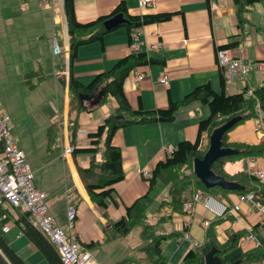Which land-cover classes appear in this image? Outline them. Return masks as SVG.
I'll use <instances>...</instances> for the list:
<instances>
[{"label": "crops", "instance_id": "crops-1", "mask_svg": "<svg viewBox=\"0 0 264 264\" xmlns=\"http://www.w3.org/2000/svg\"><path fill=\"white\" fill-rule=\"evenodd\" d=\"M121 1L126 3L131 14L175 12L168 20L146 23L137 28V51L163 58L164 63L138 66L135 70L145 72L144 78L138 82L134 78L135 70L125 79L126 95L135 108L140 103L146 109L167 108L171 100H179L195 86L207 82L221 91L224 74L216 60V50L220 45L237 39L238 45L230 48L231 52L247 59H264V0L256 2L246 12L248 21L243 31L238 26L233 0H157V6L151 9L139 7L138 0H74L77 19L82 22L95 19L111 12ZM54 36L62 42L59 54L53 52ZM69 49L63 0H0V57L8 55L2 68L3 76L0 75L2 98L5 101L9 96L13 100L28 98L27 102L32 103L36 111L33 122L27 124L16 116L11 121L9 111L13 110L12 103L0 100V109L10 117L9 127L35 172L36 184L48 193L47 203L55 222L67 227L68 206H75L78 210L76 225L69 233L85 247L94 242L91 248L86 247L89 250L103 247L105 252L97 261L100 264H151L145 259L143 246L156 234L169 235L162 244L167 264H180L186 253L196 248V241L200 244L205 241L208 228L203 224L205 219L215 225L216 236L221 243L228 240L231 232L249 231L256 225L252 231L256 239L242 236L239 246L227 257L254 249L264 236L263 216L256 206L244 201L240 210L217 217L206 208L204 197H201L196 204L195 215L190 216L184 210L172 207L169 186L157 180L152 189L154 199L145 219V224L151 225L147 239L142 236L143 224H138L136 254L125 255L119 260L110 254L115 244L123 242L137 225L126 236H116L108 220L126 215V206L150 191V181L142 171L152 170L158 161L165 159L169 147L174 148L185 139L195 141L199 122L209 115L210 109L207 104L196 100L178 109L171 122L134 123L118 129L113 143L121 147L125 177L115 184L120 204H110L104 209L91 200L78 170V166L90 164V154L64 153V147L71 145V118H77V131L84 128L88 134H76L78 147H89V133L96 131L98 125L117 109L118 101L108 95L92 110H82L79 114L72 110L67 82L69 70L67 66L60 70L69 59ZM132 51L130 34L126 27L121 26L106 34L103 44L96 41L79 47L73 63L74 76L86 84L97 73L111 68L116 60ZM60 71L65 74L64 83L58 78ZM163 71L169 76L168 85L158 81ZM263 79L264 72L253 70L247 77L226 79L225 90L227 93L241 92L246 88L253 90ZM39 98L43 101L39 102ZM52 127L57 128L58 137L50 143L48 129ZM205 137L204 132L202 140L205 141ZM263 139L264 114L247 119L228 132L231 142L258 143ZM235 163H238V168L230 170L229 165ZM245 164L248 170L254 171L264 167V158L227 161L224 167L235 173ZM238 196V193L230 192L224 198L233 205L238 202ZM11 225V229H17L15 236H19L22 242L18 253L23 258L24 246L38 250L22 230L13 223ZM104 226L109 228L107 232ZM186 231L190 233L189 238Z\"/></svg>", "mask_w": 264, "mask_h": 264}, {"label": "trees", "instance_id": "trees-1", "mask_svg": "<svg viewBox=\"0 0 264 264\" xmlns=\"http://www.w3.org/2000/svg\"><path fill=\"white\" fill-rule=\"evenodd\" d=\"M260 1L263 0H233L238 26L241 31H243L248 21L246 12L249 11L252 5ZM63 5L70 44L69 77L67 82L71 95L72 110H76L77 114L82 110H92L102 104L108 95L114 96L118 101L117 109L98 125L96 131L89 133V147H78L76 142L78 121L76 117L69 120L71 144L74 145L72 154L77 155V153L81 152L90 154V164L87 167L78 166V170L91 200L100 207L107 209L110 204H120L116 197L115 184L124 179L125 171L122 165L121 147L113 143V136L118 129L134 123L171 122L175 119L178 109L196 100L207 104L210 109L209 115L199 122L197 139L195 141L185 139L178 142L165 159L157 162L152 169V176L148 179L150 181V191L138 197L131 205H127L126 215L116 220H108L114 235H126L136 225L143 224L142 236L144 240L147 239L146 236L151 225L145 224V219L148 207L154 199L152 189L157 180L169 186L171 194L170 204L179 211L184 210V202L192 198L195 192H199L204 198L214 195L228 202L224 198L227 193L244 194L254 191L257 194L256 201L264 204V180L260 181L253 171L247 169L246 164L243 169L235 173L228 172L224 167L227 161H236L249 157L264 158V139L258 143L231 142L228 140V132L234 127L242 124L247 119L258 118L261 114H264V79L260 85L252 90V94L249 93L247 88L241 92L227 93L225 90L226 78L223 77L221 91L215 90L207 82L195 86L181 99L171 100L167 108L146 109L141 103L135 108L126 95L124 89L125 79L138 66L164 63V59L149 56L144 51H132L116 60L111 68L97 73L90 82L84 84L73 73V63L77 57L78 49L82 45L96 41L103 44L106 34L121 26L126 27L130 34L132 30L143 24L168 20L175 12L131 14L126 3L121 1L111 12L99 15L90 21L82 22L77 19L74 0H63ZM118 13H122L127 18V21L107 30L104 26V21ZM238 42L239 40L236 39L219 47L232 48L237 46ZM65 66H61L60 70L64 69ZM60 72L61 74L58 78L64 83L66 81L65 74L62 71ZM88 101L89 105L87 104ZM232 118H235V123L224 133L223 145L231 146L237 151L231 155L218 158L212 163L211 167L217 174L224 176L228 180L238 181L243 187L240 189H227L220 186L206 187L193 171L185 173L182 172L183 168H192L194 158L203 157L208 148L209 137L213 129ZM204 132L206 133L205 141L202 140ZM48 134L50 143L56 141L58 137L57 128L52 127ZM99 153H102L101 158H98ZM5 204L0 197V248L10 261L13 264H29L5 236L4 225L8 222H13L14 226L22 230L44 255L48 264H64L55 246L33 223L30 212L18 207L16 209L17 213L14 214ZM256 227L255 225L254 228ZM254 228L249 231L244 229L231 232L228 240L221 243L217 239L215 225L210 223L207 228L205 241L196 246V248L190 249L180 264H205V255L212 248L216 249V256L224 263L235 261L238 264L253 261L264 262V236L258 241L259 244L254 249L240 251L227 257L231 251L239 246V240L242 236L250 233L254 234L252 232ZM108 229L104 226L106 232ZM168 236L167 234L153 235L143 246L146 254L145 259L148 263L167 264L162 252V244ZM94 245L95 243L91 242L86 244V247L91 248Z\"/></svg>", "mask_w": 264, "mask_h": 264}, {"label": "built area", "instance_id": "built-area-1", "mask_svg": "<svg viewBox=\"0 0 264 264\" xmlns=\"http://www.w3.org/2000/svg\"><path fill=\"white\" fill-rule=\"evenodd\" d=\"M157 0H138L141 8L151 9L157 6ZM131 46L134 51L139 50V32L134 29L130 32ZM159 45V44H158ZM53 52L59 54L62 52V46L57 37H53ZM216 60L222 69L224 77L232 80L236 77H247L253 70L264 72V59H247L231 52L230 48L218 47L216 50ZM68 69V61L66 63ZM145 76V72L135 70L134 78L138 82ZM158 81L164 85L169 84V76L166 72H161ZM252 94V90H249ZM10 117L0 109V197L6 203L14 208H23L30 212L33 223L45 234L51 243L57 249L64 264H100L92 257L91 252L82 242L72 235L69 230H73L76 225L78 210L75 206L69 205L67 210V227H62L55 222L53 214L49 210L47 203L48 193L40 189L35 181V172L28 162L25 151L19 146L17 140L9 127ZM79 135L87 136L86 129L77 131ZM74 145L64 147V153H72ZM172 147L168 148L170 153ZM253 173L260 181L264 180V167H258ZM142 174L149 179L152 176L151 169H144ZM199 192H195L193 197L186 200L183 205L184 211L190 216L195 215L196 204L201 199ZM257 194L249 191L239 194L238 202L231 205L229 202L219 199L214 195L205 197L203 202L215 216L223 217L228 213L240 210L241 203L250 202L256 206L263 216L264 225V204L256 201ZM12 222L4 225V231H9ZM205 227H208L210 221H203ZM186 237H190L188 231ZM245 239H256L254 234H246ZM199 246V242H195Z\"/></svg>", "mask_w": 264, "mask_h": 264}, {"label": "water", "instance_id": "water-1", "mask_svg": "<svg viewBox=\"0 0 264 264\" xmlns=\"http://www.w3.org/2000/svg\"><path fill=\"white\" fill-rule=\"evenodd\" d=\"M127 18L122 14H115L104 21V26L110 30L122 23ZM235 118H232L220 126L213 129L209 137V145L203 157H195L193 160V172L205 184L206 187L220 186L227 189H240L243 187L238 181L228 180L224 176L217 174L211 167L212 163L220 157L231 155L237 150L231 146L223 145L224 133L233 126ZM216 249H210L205 255V264H238L237 261L232 263H224L215 254ZM0 264H13L0 248Z\"/></svg>", "mask_w": 264, "mask_h": 264}, {"label": "rangeland", "instance_id": "rangeland-1", "mask_svg": "<svg viewBox=\"0 0 264 264\" xmlns=\"http://www.w3.org/2000/svg\"><path fill=\"white\" fill-rule=\"evenodd\" d=\"M3 51V50H2ZM8 59V55L6 54H2L0 57V75L3 76V70L2 68L5 66V62H7ZM1 83V80H0ZM11 93V91H10ZM2 89L0 88V100L2 101V103H6L9 102V104L12 103V109L9 111L10 112V116H11V121L15 118V116L17 117V119L23 120L25 122H27V124H30L33 122V114L36 111V107L30 103L27 102L26 99L28 98H22L19 97V99L17 100H13V98L11 96L8 97L7 101H5L2 98ZM43 98V97H42ZM44 99V98H43ZM43 99L39 98V102H42ZM261 128V127H260ZM52 128H49V130H51ZM26 154V153H25ZM238 168V163H235L233 165H229V169L230 170H234ZM193 171V163H192V168L191 167H185L183 168L182 172L185 173H189ZM8 208H10V210L16 214L17 213V208L12 207L9 204H5ZM13 223V222H12ZM14 225V223H13ZM140 225H137L132 232L127 236L126 239H123V242H118L115 244L114 248L111 250L110 254L117 260L121 259L122 257H124L125 255H135L136 251L138 249V228ZM11 229V228H10ZM17 229L16 228H12L11 230L7 231L5 233V236L7 238V240L15 247L18 249H20L22 242H20L19 240V236L16 237ZM126 236V235H125ZM123 236V237H125ZM23 239L26 240V238H24L22 236ZM103 247H98L95 248L93 250H90L92 257L95 259V261H98V259L100 258L101 255L104 254L105 250H103ZM166 253L168 254V247L166 248ZM23 254L25 255V259L27 260V262L29 264H47V260L44 257V255L39 251V250H31L30 248H28L27 246L23 247Z\"/></svg>", "mask_w": 264, "mask_h": 264}]
</instances>
